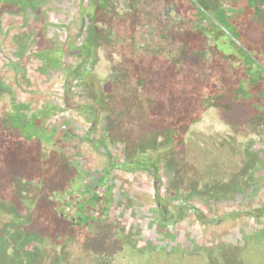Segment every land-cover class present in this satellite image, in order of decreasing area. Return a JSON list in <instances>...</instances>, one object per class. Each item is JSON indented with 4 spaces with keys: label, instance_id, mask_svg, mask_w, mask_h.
Masks as SVG:
<instances>
[{
    "label": "rangeland",
    "instance_id": "374dc122",
    "mask_svg": "<svg viewBox=\"0 0 264 264\" xmlns=\"http://www.w3.org/2000/svg\"><path fill=\"white\" fill-rule=\"evenodd\" d=\"M72 2L58 4L65 7L57 20L62 31L74 28ZM109 6L104 19L117 30L124 24L129 28V21L119 19L118 6ZM34 15L30 11L25 15L4 13L2 17L7 33L0 35V264H264V153H260V144L246 145L242 132L238 139L243 140L235 149L218 147L214 138L206 137L201 146L168 151L162 147L165 133L155 135L151 130L155 122L165 127L162 112H167L170 100L164 92L144 91L135 80H126L128 66L119 58L121 41H112L103 33L96 51L99 60L93 66L95 76L85 75L81 86L86 95H76L72 86L67 89L72 84L66 72L47 66L39 58L43 54L40 50L23 58L28 44L26 20H33ZM100 27H107L104 20ZM55 28H50V35L55 34ZM22 62L26 64L22 66ZM141 65L149 70L148 62ZM115 71L117 76L112 78L110 73ZM145 73L148 79L149 72ZM100 92V99L90 98ZM155 96V108L162 114L153 121L145 110L154 106ZM51 101L68 109L59 112L55 121L46 119L45 125L66 122L82 136L92 119L104 114L92 133L96 141H102L89 143L71 137L70 144L62 147L37 140L26 149L31 136L9 137L12 123L29 128L31 133L36 129L31 118H16L19 102L26 108L24 112L32 115ZM211 120L217 127L221 122L216 114L206 116L205 133L209 135L215 133L208 130ZM78 142L80 160L75 148ZM138 157L160 159L164 168L155 173L149 167L135 177L128 168L114 171L115 177L137 180L132 188L123 189L138 194L140 205L151 204L154 216H158L157 201L167 209L170 205L166 224H150L152 218L143 215L138 226L126 213L113 212H102L91 223L70 222L67 216L77 217V203L94 187L89 181L92 169L97 173L110 168L114 158L125 163ZM155 184L161 189L157 199L152 197ZM98 192L103 195L105 191ZM57 199L66 201L60 206ZM130 199L123 202L133 203ZM183 200L190 204H181ZM122 207L116 209L122 211ZM103 216L105 223L100 222Z\"/></svg>",
    "mask_w": 264,
    "mask_h": 264
},
{
    "label": "flooded vegetation",
    "instance_id": "af4514ba",
    "mask_svg": "<svg viewBox=\"0 0 264 264\" xmlns=\"http://www.w3.org/2000/svg\"><path fill=\"white\" fill-rule=\"evenodd\" d=\"M63 1L65 0L54 2L58 10L54 21V35L35 33L32 20H26L28 44L23 58L41 51L43 54L40 56L38 53L39 58L46 62L47 66L55 67L56 72H59L63 65L69 66L73 69L70 76L72 87L75 94L79 95L85 93L81 86L85 75L95 76L93 66L95 60H99L96 51L101 46V36L105 32L112 41L118 40L123 44L119 58L128 66L126 80H135L139 89L144 91L151 88L164 92L170 100L171 106L166 113L162 112L165 114V127L155 122L151 130L155 135L165 133V144L162 147L173 152L175 148L201 146L207 141L206 137H212L216 146L235 149L238 141L243 140L238 139V136H241L239 133L245 132L246 145L259 143L262 149L260 153H264V0H72V3H75L71 16L74 28L62 31L57 20L63 15L61 6H58ZM110 3L118 6V17L120 20L129 21V28L124 24V27L117 30L113 23L104 19L108 18ZM29 10L30 7L26 9ZM103 20L107 27H100ZM83 24L85 26H82ZM127 30L130 31L129 35ZM47 36L50 39H47ZM78 47H82L81 50ZM68 49L72 51L70 54L66 52ZM145 62L150 64L149 70L141 65ZM21 64L23 66L26 62ZM145 72H149L148 79L144 78L147 77ZM116 73L111 72L110 76L115 78ZM98 83L101 86L104 82ZM102 94L103 92H100L98 96L90 98L97 100L103 97ZM155 100L156 96L153 101ZM152 105L154 106L145 112L148 111V115L154 117L152 120L155 121L157 114L162 113L157 112L156 101ZM95 108L101 111L97 106ZM141 113L143 112H138ZM212 113L219 116L221 122L217 123V127L213 120L210 121L208 130H214L215 133L209 135L205 133L204 122L206 116H211ZM58 115L59 113H55L53 117L49 115L47 119ZM103 116L104 114H98L92 119L86 135L79 136L75 127L64 124V127L60 125L56 140L42 141L61 146L60 138L63 133L67 144H70L71 137L93 143L96 141L92 136L93 129L96 121ZM47 126L53 127L51 124ZM9 127L10 138L32 137L30 143L25 145L26 149L34 141H41L36 135L35 125L33 133L19 124L12 123ZM100 141L102 140L98 138L96 142ZM10 147L8 146V152ZM108 153L111 157V153ZM143 161V157H138L125 163L158 164V167L162 163L160 159L154 160L152 157L148 158L147 162ZM125 163L114 158L110 162L109 174L126 170L122 168L126 167ZM151 168L155 171V167ZM131 172L135 177L136 174ZM160 190L155 184L156 192L152 196L154 199H157ZM58 192L61 193V190ZM101 196L103 198L99 203L88 204L87 212L79 213L76 208L77 217L71 214L67 216L70 222L75 225L82 222L91 223L97 221L102 212L107 215L112 212L114 215L126 213L136 224L138 222V226H141L143 215L152 218L149 219L150 224L157 221L166 224L169 221L166 214L171 211L170 205L167 209L160 201L156 204L158 216H154L155 209L152 205H140L138 194L130 193L127 189L118 188L112 193L115 199L113 205L108 204L111 196L109 192H104ZM126 199L132 200L133 203H124ZM65 201L57 199L56 202L61 206ZM185 203L190 204L184 200L181 202ZM117 207H122V211L117 210ZM159 216L163 219L160 220ZM106 221V217L100 218L101 223Z\"/></svg>",
    "mask_w": 264,
    "mask_h": 264
},
{
    "label": "trees",
    "instance_id": "16d2710c",
    "mask_svg": "<svg viewBox=\"0 0 264 264\" xmlns=\"http://www.w3.org/2000/svg\"><path fill=\"white\" fill-rule=\"evenodd\" d=\"M10 2H12V5H9V0H0V35H4L5 33H7L6 29H4L2 27V17L4 13H14V14H20V15H25L26 13V9L30 7V10H32V12L35 14V18L32 20V27L35 31V33L37 32H41V34H45L48 35V33L50 32V28L51 27H55L54 25V21L56 20V14L58 12L57 7H56V3L55 0H10ZM86 5V4H84ZM88 5V4H87ZM19 7L21 9L17 10L14 9L12 10V7ZM50 6V7H48ZM11 8V9H10ZM61 8H65V7H61ZM62 11H64L65 9H61ZM11 29L10 27L7 28V30ZM47 39H50V37H46ZM53 43V41H52ZM64 47V44H62ZM79 50H81L82 47H78ZM66 52H69L68 54H70L72 51L70 49H68ZM53 63V62H52ZM22 65V64H21ZM10 67V66H9ZM53 67V66H52ZM55 68V67H54ZM64 72L67 73V76L70 78L72 70L70 69L69 66L65 67L64 65L61 67ZM17 70V69H15ZM80 70V69H79ZM19 71V70H17ZM3 74V73H2ZM81 73H79L80 75ZM72 85H70L67 89L70 90V88ZM18 107H17V112L16 118L18 120L22 119H26L29 120L28 118H31L32 122H34L36 128H37V137L40 138V140L42 141L44 140H50V141H54L55 136L58 135L59 129H60V125L62 127H64V124H67L66 122L63 123H57L56 125H53L52 128H49L47 125H45V121L46 119L49 117V113L51 112L52 115H54L55 113H59L62 110H67L68 107H61L60 105H58L56 103V101H51L49 102L48 106H46L45 108H43L41 111L39 110L36 113H33L32 115H29L27 113L24 112L26 108H24V105L22 104V102L18 103ZM21 109V110H19ZM48 113V114H47ZM13 116V115H12ZM30 120V121H31ZM61 127V128H62ZM61 143L60 145L62 147H65L67 145L66 142V137L63 135V133L61 134ZM78 149V160H80V156H82L81 153V148H80V143H77V146L75 147ZM146 160V158H144ZM143 162H147V161H143ZM125 163L124 165L129 166V167H122L123 169H128L129 171H133L136 176L139 175L138 170H145L151 166L155 167V172L159 173L160 170H162L164 167L162 165H160L158 167V164H146V163H141V165L136 164L135 162L129 164ZM83 166L85 167V164L83 163ZM147 166V167H145ZM161 167V169L159 170V168ZM111 168H102L101 171L94 173L93 169H92V173L89 174V181H91V183L94 184L93 188H88L87 191H89L88 195H83V199L77 203V208L79 210V213H83V212H87L86 209V205H92V204H96L99 203L103 196L100 195V193L98 192L99 189H103V191L105 192H109V203L110 205H113L114 202V196H112V193L117 189V188H132V186H135V184H138V181L135 180V182L133 181H129L127 179H123V178H117L115 177L114 173H110ZM109 174V175H108ZM108 182V188L104 189V185L107 184ZM157 188H159L157 186ZM130 192V191H129ZM131 193V192H130ZM136 194V193H135ZM121 204H123V202H120ZM196 216L198 217L199 215L196 214ZM160 220L163 219L162 217H158ZM200 220V219H199ZM209 222V221H207ZM163 229V228H162ZM145 243V241H144ZM151 243V242H150Z\"/></svg>",
    "mask_w": 264,
    "mask_h": 264
}]
</instances>
